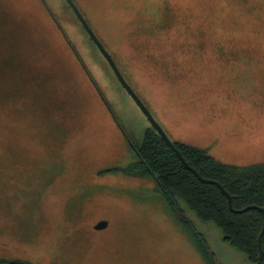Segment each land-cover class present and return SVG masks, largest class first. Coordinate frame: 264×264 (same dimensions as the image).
<instances>
[{"label": "rangeland", "instance_id": "1", "mask_svg": "<svg viewBox=\"0 0 264 264\" xmlns=\"http://www.w3.org/2000/svg\"><path fill=\"white\" fill-rule=\"evenodd\" d=\"M9 1L0 0V259L253 264L214 222L181 201L174 211L150 174L110 171L137 160L130 143L151 124L66 0H44L53 19L32 0ZM72 1L172 142L230 165L264 162V0ZM55 25L104 99L72 69Z\"/></svg>", "mask_w": 264, "mask_h": 264}, {"label": "trees", "instance_id": "2", "mask_svg": "<svg viewBox=\"0 0 264 264\" xmlns=\"http://www.w3.org/2000/svg\"><path fill=\"white\" fill-rule=\"evenodd\" d=\"M11 1L20 7H24V5H20L19 1ZM31 2L35 3L36 9H41L44 16L53 17L44 0H32ZM31 11L34 12V10ZM171 15L168 12L166 16L163 15L165 16V25L168 27L171 24L174 25ZM17 19L21 18L19 16L13 18L14 21ZM51 32L62 38L65 50L69 52L70 59H72L70 61L72 69H76V71L79 69V75L83 82L88 86L91 84L94 90L98 92L97 94L103 98L87 67L74 49V45L65 37L63 30L55 25ZM25 33L23 31V34ZM39 33L41 32L36 34L39 35ZM44 34L47 33L44 32ZM49 69L39 70L40 74H36V76L44 78L50 73ZM73 91H71L70 96L76 95L78 97V89ZM104 102L109 108L108 103ZM126 138L130 142L127 136ZM130 144L137 160L125 168H115L110 171L121 170L130 173V175L133 173L138 175L150 174L165 196L167 204L179 215H181L179 207L181 201L201 221L214 222L221 230L224 241L245 254L251 263L264 264V162L245 166L230 165L216 160L202 148L183 142H173L186 163L201 178L216 181L229 193L231 206L234 210L249 207L242 212H237L229 209L228 198L217 184L201 181L195 173L185 167L176 153L152 127L147 128L139 144L133 142ZM107 171L109 169L101 171V173ZM180 220L187 226L189 225L183 217H180ZM195 235L204 252L208 253L205 241L199 234L195 233ZM5 261L8 259H0V263Z\"/></svg>", "mask_w": 264, "mask_h": 264}, {"label": "water", "instance_id": "3", "mask_svg": "<svg viewBox=\"0 0 264 264\" xmlns=\"http://www.w3.org/2000/svg\"><path fill=\"white\" fill-rule=\"evenodd\" d=\"M66 3L70 6L74 14L76 15L77 19L80 21L81 25L83 26L84 30L88 34L90 40L95 44V47L98 48L100 53L103 55V57L106 59L108 62L109 66L111 67L113 73L116 75L118 81L120 84L123 86V88L127 91V93L132 97V99L135 101L137 106L140 108V110L143 112V114L147 117L148 121L151 124V127L156 130V132L162 137V139L165 141V143L176 153L178 158L181 160V163L185 167H187L189 170H191L193 173L196 174L198 178H200L201 181L204 182H212L217 184V186L220 188V190L227 196L228 198V204H229V209L232 211H237V212H242V210H246L249 207L243 208L241 210H234L231 206V197L229 196V193H227L223 187L217 183L216 181L213 180H208L201 178V176L193 169L191 168L188 163H186L185 159L182 157L181 153L179 150L174 146L173 142L167 137V135L164 133V131L161 129V127L158 125V123L154 120L152 117L150 111L147 109V107L143 104V102L138 98V96L135 94L134 90L131 89V87L127 84L125 79L123 78L122 74L120 73L119 69L117 68L115 62L113 61L111 55L106 51L104 48L105 46L102 45V43L99 41V39L96 37L90 26L88 25L87 21L84 19L80 11L78 10L77 6L72 0H66ZM107 222L105 221H100L97 224L94 225L95 229H103L106 227ZM0 264H33V263H27L23 261H17V260H8L5 262H1Z\"/></svg>", "mask_w": 264, "mask_h": 264}]
</instances>
